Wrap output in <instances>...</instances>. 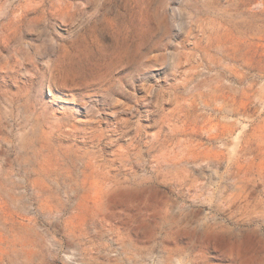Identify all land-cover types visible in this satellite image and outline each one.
Instances as JSON below:
<instances>
[{
  "label": "rangeland",
  "instance_id": "374dc122",
  "mask_svg": "<svg viewBox=\"0 0 264 264\" xmlns=\"http://www.w3.org/2000/svg\"><path fill=\"white\" fill-rule=\"evenodd\" d=\"M0 264H264V0H0Z\"/></svg>",
  "mask_w": 264,
  "mask_h": 264
}]
</instances>
